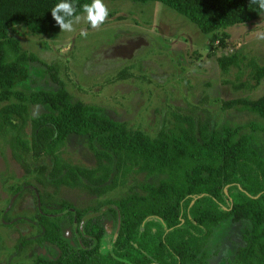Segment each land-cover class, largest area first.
Segmentation results:
<instances>
[{
	"label": "trees",
	"instance_id": "1",
	"mask_svg": "<svg viewBox=\"0 0 264 264\" xmlns=\"http://www.w3.org/2000/svg\"><path fill=\"white\" fill-rule=\"evenodd\" d=\"M130 1L162 3L195 24L211 42L220 40L221 31L254 22L264 13L251 0ZM59 2L0 0V138H10L15 160L29 173L43 176L44 184L103 197L131 179L135 183L120 199L86 209L68 201L52 209L46 205L51 195L38 191L39 206L32 218L37 221L38 236L21 240L23 247L46 251L36 264H210L209 243L216 229L229 221L247 224L244 245L236 249L230 264H264V147L254 146L253 135H264V125L250 122L215 130L209 121L196 123L191 116L175 115V124L153 137L109 118L99 107L74 101L52 65L48 72L58 89L23 91L20 86L30 77V63L40 60L12 32L22 27L33 36L54 37L61 29L51 10ZM70 2L81 16L83 5L92 0ZM243 61L236 53L218 58L223 73ZM250 65V77L259 85L264 66L256 60ZM31 105L49 110L32 117ZM223 107L264 120V96L225 101ZM72 136L86 138L94 167L73 165L62 158ZM43 157L52 161L50 168L31 166L29 159ZM142 175L144 179L139 180ZM159 177L163 179L158 183L152 181ZM100 212L113 217L116 228L111 234L100 217L81 225L84 217ZM66 221L81 239H74L75 245L63 235Z\"/></svg>",
	"mask_w": 264,
	"mask_h": 264
},
{
	"label": "rangeland",
	"instance_id": "2",
	"mask_svg": "<svg viewBox=\"0 0 264 264\" xmlns=\"http://www.w3.org/2000/svg\"><path fill=\"white\" fill-rule=\"evenodd\" d=\"M103 2L109 16L97 29L89 27L84 13L81 21L74 23V31L60 30L51 38L33 36L22 27L13 30L23 47L41 61L30 63V77L20 89L27 93L58 89L59 84L48 72V65H52V72L74 101L99 107L109 118L153 137L163 128L172 127L175 115L191 116L196 123L209 121L215 130L250 122L264 125L256 114L223 107L225 101L264 96V80L257 85L250 77L251 60L264 66V39L257 35L264 33V13L254 22L221 31L220 40L211 42L210 36L195 24L162 3ZM82 30L87 31L86 37L80 34ZM234 53L244 61L223 73L218 58ZM48 110L31 105L30 114L35 117ZM245 131L252 132L251 128ZM253 135L254 146L264 147V135ZM9 139L0 138V264H36L41 254L38 248L23 247L21 240L34 238L39 232L30 223L38 210V191L51 195L46 205L52 209L59 208L62 201L86 209L96 208L102 201L120 199L135 183L131 179L103 197L81 189L44 184L43 176L29 173L15 160ZM61 156L73 165H96L84 137H70ZM29 161L32 167L52 166L49 158ZM45 177L49 180L48 173ZM138 178L143 180L144 176ZM160 179L163 177L152 181L158 183ZM27 182L25 191L14 194ZM21 219L30 222L18 223ZM101 222L113 231L106 216ZM72 229L66 226L64 237L70 238ZM246 230L247 224L243 222L229 221L218 227L209 243V263L230 264L236 249L244 245Z\"/></svg>",
	"mask_w": 264,
	"mask_h": 264
},
{
	"label": "clouds",
	"instance_id": "3",
	"mask_svg": "<svg viewBox=\"0 0 264 264\" xmlns=\"http://www.w3.org/2000/svg\"><path fill=\"white\" fill-rule=\"evenodd\" d=\"M252 3H258L261 9H264V0H251ZM83 12L86 14L83 19L86 20L93 29L99 28L108 18L109 10L103 0H92L91 4L83 5ZM51 16L55 20L62 32L74 31V23H79L82 19L76 15V9L70 0H61L51 10ZM82 36H87V31L82 30ZM259 39H264V33H258Z\"/></svg>",
	"mask_w": 264,
	"mask_h": 264
},
{
	"label": "flooded vegetation",
	"instance_id": "4",
	"mask_svg": "<svg viewBox=\"0 0 264 264\" xmlns=\"http://www.w3.org/2000/svg\"><path fill=\"white\" fill-rule=\"evenodd\" d=\"M102 213L103 212H100V214L99 213H95V214H90V215H87L86 217H84V219H83V221H82V223H81V225H83L84 224V221L85 220H88V219H92V218H98V217H100L101 219V221H102V218L103 217H105L106 216V218H107V220H109V221H111V223H112V227H113V230H115V228H116V226H115V222H114V219H113V217L111 216V215H109V214H106V215H102ZM36 215V214H35ZM31 219V218H30ZM25 220H27V221H29L28 219H25ZM32 220V219H31ZM30 222V221H29ZM31 223L34 225V226H37V221H31ZM104 227H105V229L111 234L112 232H110L109 231V229L104 225V223L102 224ZM66 226H69L73 231L71 232V237L70 238H67L69 241H70V243L72 244V245H75V241H74V239H79V241H81V239L80 238H78V234H77V232L75 231V228H74V225H71L68 221H66L65 223H63V225H62V229L64 230V228L66 227ZM81 230L82 231H84L83 230V227L81 228ZM36 236H38V235H36ZM35 236V237H36ZM34 237V238H35ZM37 248H38V252H43L44 254H46V251L44 250V249H41L40 247H38V246H36Z\"/></svg>",
	"mask_w": 264,
	"mask_h": 264
},
{
	"label": "water",
	"instance_id": "5",
	"mask_svg": "<svg viewBox=\"0 0 264 264\" xmlns=\"http://www.w3.org/2000/svg\"><path fill=\"white\" fill-rule=\"evenodd\" d=\"M226 193H227V191H226Z\"/></svg>",
	"mask_w": 264,
	"mask_h": 264
}]
</instances>
